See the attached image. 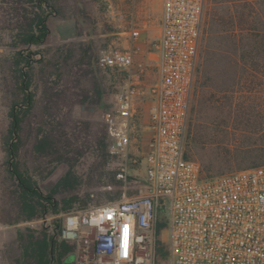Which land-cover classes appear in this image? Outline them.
I'll return each instance as SVG.
<instances>
[{
	"label": "trees",
	"instance_id": "1",
	"mask_svg": "<svg viewBox=\"0 0 264 264\" xmlns=\"http://www.w3.org/2000/svg\"><path fill=\"white\" fill-rule=\"evenodd\" d=\"M68 2L74 3L73 9L66 8ZM225 2L210 0L203 26L185 157L195 160L191 158L195 140L204 147L215 145L221 159L232 168H252L264 165V104L248 99L236 104L233 96L223 102L219 93H235L232 89L238 74L244 90L254 89L250 84L264 72V24H254L250 17L254 11L248 5L233 13L230 6H222ZM88 10L84 0H0V41L3 34L8 36L5 45L9 49L0 55V101L4 110L0 122V179L3 201L11 206L10 217L4 222L42 221L39 227L17 230L9 246L8 264H65L73 245L60 238L64 221L54 216L73 207L74 198L59 200L57 195L73 190L75 179L65 177L49 192L42 189L41 182L59 163L78 153L83 155L87 148L94 146L98 156L105 153L106 131L93 138L90 120L70 126L75 105H101L105 96L103 74L112 72L97 64L100 52L92 38L94 20ZM53 18L75 19V36L80 40L46 48ZM201 54V79L197 80ZM224 56L230 59L235 80L222 89L209 72L219 71ZM121 73L125 78L126 72ZM202 114L206 117L203 129L198 125ZM211 127H216L213 136L207 131ZM240 128L259 135H236ZM200 165L202 177L209 178L206 174L213 171V166L208 162ZM167 227V213L161 208L155 225V264H165L169 255L162 236Z\"/></svg>",
	"mask_w": 264,
	"mask_h": 264
},
{
	"label": "built area",
	"instance_id": "2",
	"mask_svg": "<svg viewBox=\"0 0 264 264\" xmlns=\"http://www.w3.org/2000/svg\"><path fill=\"white\" fill-rule=\"evenodd\" d=\"M206 1L163 0L151 64L136 59L135 44L99 53L100 68L126 72L114 108L102 115L109 150L122 159L125 182L144 163L145 192L66 215L60 238L73 245L76 264H155L161 208L168 218L165 264H264V165L203 178L200 163L185 157ZM140 36L132 28V42ZM150 65L157 68L153 82ZM147 100L146 149L134 150Z\"/></svg>",
	"mask_w": 264,
	"mask_h": 264
},
{
	"label": "rangeland",
	"instance_id": "3",
	"mask_svg": "<svg viewBox=\"0 0 264 264\" xmlns=\"http://www.w3.org/2000/svg\"><path fill=\"white\" fill-rule=\"evenodd\" d=\"M227 1L229 4L225 2L226 4L222 6H230L233 13H235L236 10L244 8V5H248L254 11V13L250 16L254 21V24H264V0ZM84 2L85 7H87L89 9V13H91L92 21L94 20V26L90 28V31L93 32L92 38L94 39L96 45H98L99 52L110 48L122 49V42L130 37V32L134 27L140 28L141 32L143 29H148L152 34V36H150V40L158 39L161 34L163 0H84ZM65 5L66 8L70 10L74 8V3L70 4L68 2ZM209 5L210 0H207L204 25L208 20ZM77 9L79 10V6H77ZM66 20L67 18H53L51 20L50 25L52 28V36L50 43L45 46L46 48L56 47L63 41H66L63 36H66L67 33H64V28H62ZM74 34L76 35L75 29ZM2 37L3 39L0 41V55L9 51L8 47L5 45L8 43V36L3 34ZM149 50L150 48L147 50V54H145V56L138 61H145L151 64L150 57H155V55L151 56L148 53ZM229 63V57L224 56L222 57V60H220L219 71H214L213 69L211 74L209 72V75L213 77L212 81L218 82L219 87H222V89L227 88L225 83L235 80V74L231 73ZM201 64L202 54L197 80L201 79ZM149 68L151 74L150 77L154 75L156 78L157 68L154 65H150ZM103 75L105 89L103 102L99 106L82 105V113L80 112L81 110H78L77 112L75 111V105L71 113V120L73 124L70 126L76 125V123L81 120H90L92 122V126H94L91 133L93 138L100 135L101 130L106 131L105 153L98 156L99 153L94 146L87 148V150L85 149L86 152L83 155L78 153L76 157L70 156L71 159L69 161H64L62 164L59 163L55 170L51 174H48L41 182L42 189L45 192H49L63 178L69 177L73 180L75 179L73 190H63L57 195L59 200L64 198H74L73 207L71 209L64 210L62 213L54 216L56 218H63V221L65 220L66 215L70 212L89 207H96L109 201L122 199L124 196H136L145 192L144 163L128 175L127 182H125L123 178L119 177L120 172H122V159L110 152V139L107 134L106 126L102 121V115L104 112L114 108L116 99L114 94L115 90H117V82L120 81L118 82L120 84L125 75L116 70H112V72L107 74L104 73ZM256 79V83L250 84V86L254 89L249 92L243 89L244 85L239 82L238 74L236 76L237 82H234L236 84L235 88L232 89L235 93L231 91L226 92L225 90L219 93L223 102H226V97L233 96V99L235 97L236 104L243 103L244 101H247L246 99L250 100V103L253 101L264 104V72L262 75L259 74ZM260 81L262 82L260 83ZM257 83L260 85L258 86ZM3 111L4 110L0 101V122L2 120ZM252 118L255 119V117ZM205 123L206 117L202 114L199 118L198 125H200L201 129H203L205 128ZM215 129L216 127H211L207 130L212 133L209 134L210 136H213V133H216ZM77 133L78 132H75V135H77ZM236 135L257 136L259 134L240 128L237 130ZM232 136H234V134L229 135V137ZM77 144H80V142L77 141ZM143 144H145L144 149H146V141L143 142ZM75 148L77 150L80 149L77 146H75ZM220 150L223 151L224 149L220 148ZM191 158L199 161L201 164L208 162L213 166V171L206 174L209 178L251 168L250 166L238 169L232 168L226 160L223 161L221 159L222 153L215 147V145L204 147L198 142L196 143L195 140H193L192 144ZM98 159L99 162L97 161ZM1 186L0 179V264H8L7 255L10 253L9 246L15 240L17 230L20 227L26 226L39 227L42 221H29L16 224H13V222L5 223L4 220L7 221L10 217L11 206H8L3 201V191ZM162 236L163 239H165L164 241H166L168 233L163 231ZM65 264H76V256L74 253H69L66 256Z\"/></svg>",
	"mask_w": 264,
	"mask_h": 264
},
{
	"label": "crops",
	"instance_id": "4",
	"mask_svg": "<svg viewBox=\"0 0 264 264\" xmlns=\"http://www.w3.org/2000/svg\"><path fill=\"white\" fill-rule=\"evenodd\" d=\"M66 23V24H65ZM63 24V32L67 33L66 36L64 35L63 38L66 41H78L80 38H77L74 34V29H76V20L75 19H67ZM61 31V29H60ZM161 32V31H160ZM150 36L152 34L148 29H143L141 32V36L138 41L135 43L132 42L131 38H127L122 42L123 48H129L133 44L139 48L138 54L136 55V59H142L145 54H147V50L150 47V42L153 40H150ZM149 53V52H148ZM155 80L154 75L150 77L149 82H153ZM116 95V92L115 94ZM116 100V99H115ZM151 102L149 100L142 102L139 106V112L137 116V122H136V143L137 146L134 147V150H138L139 148L144 150L145 144L143 142L147 141L148 136H149V130H148V122H149V106ZM83 107L81 105H76L75 106V111L77 112L78 110L82 113ZM148 134V135H147ZM143 144V145H142Z\"/></svg>",
	"mask_w": 264,
	"mask_h": 264
}]
</instances>
